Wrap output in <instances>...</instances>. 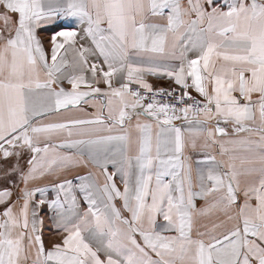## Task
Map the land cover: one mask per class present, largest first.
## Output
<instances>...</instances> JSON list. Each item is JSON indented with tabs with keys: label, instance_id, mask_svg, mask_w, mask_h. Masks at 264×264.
<instances>
[{
	"label": "snow or ice",
	"instance_id": "1",
	"mask_svg": "<svg viewBox=\"0 0 264 264\" xmlns=\"http://www.w3.org/2000/svg\"><path fill=\"white\" fill-rule=\"evenodd\" d=\"M0 182V264H264V0H0Z\"/></svg>",
	"mask_w": 264,
	"mask_h": 264
},
{
	"label": "crops",
	"instance_id": "2",
	"mask_svg": "<svg viewBox=\"0 0 264 264\" xmlns=\"http://www.w3.org/2000/svg\"><path fill=\"white\" fill-rule=\"evenodd\" d=\"M150 79L154 83L160 84L161 86H166L167 83H168V81L166 79L157 80L155 77L150 78ZM92 111L93 110L91 108L87 109V112H88L89 115L92 113ZM64 115H71V116L78 117V118H84V114L83 113H79V112H75V111H73L71 113H66ZM84 171L85 170H80L81 174H83ZM72 174H74V173L69 174V178H71ZM55 179H56L55 177H51L50 179H47V180H41L40 182H38L37 186H41V187H45L46 186L48 188V195L51 196V195L54 194V192H53V190L51 188L50 180H55ZM0 186H3L2 182H0ZM36 198L39 199L40 197L37 196ZM44 235H45L46 242L49 241V240L55 239V233L52 230V226H51L50 222H46V226H45V229H44Z\"/></svg>",
	"mask_w": 264,
	"mask_h": 264
}]
</instances>
